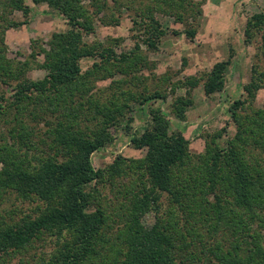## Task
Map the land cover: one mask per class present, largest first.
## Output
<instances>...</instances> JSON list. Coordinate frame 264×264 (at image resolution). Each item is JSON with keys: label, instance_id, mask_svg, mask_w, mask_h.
<instances>
[{"label": "trees", "instance_id": "obj_1", "mask_svg": "<svg viewBox=\"0 0 264 264\" xmlns=\"http://www.w3.org/2000/svg\"><path fill=\"white\" fill-rule=\"evenodd\" d=\"M33 2L48 3L70 28L54 32L49 48H40L44 61L36 65L46 74L31 79L39 53L16 61L6 44L7 31L27 22L14 13L28 17L31 9L26 0H0V86L13 91H0V199L15 193L42 203L38 214L0 225V264L45 235L57 237L58 248L34 264H264V106H255L264 66L253 68L243 97L230 106L236 133L226 145L218 142L220 133L206 140L203 153H192L183 131L172 130L169 116L149 106L148 126L131 139L145 156L118 155L96 169L92 154L115 140L110 129L126 123L131 133L134 103L168 99L153 72V90L141 73L155 67L141 45L157 50L169 34L158 15L174 17L184 29L173 33L193 40L203 9L194 0ZM126 12L134 49L118 55L86 40L96 20L119 25ZM244 34L246 42L260 39L264 60V12L248 19ZM85 57L97 58L87 70ZM232 59L231 52L209 72L172 84L173 91L187 88L186 96L174 97L177 118L186 119L199 85L208 96L224 89ZM108 78L114 79L105 99L107 89L99 92L96 83ZM106 186L110 197L102 192ZM150 212L152 225L145 221Z\"/></svg>", "mask_w": 264, "mask_h": 264}, {"label": "rangeland", "instance_id": "obj_2", "mask_svg": "<svg viewBox=\"0 0 264 264\" xmlns=\"http://www.w3.org/2000/svg\"><path fill=\"white\" fill-rule=\"evenodd\" d=\"M201 4L203 14L199 16V31L195 39L191 40L184 33L175 34L172 30L183 31V24L176 22L174 17L158 15L164 27L169 30L158 45V49L151 51L142 44L145 55H148L151 64L155 67L152 71L144 69L142 76L149 87L155 89V80L152 72L158 77L168 94V99H153L145 105L135 104L134 122L131 124V133L125 129L126 123L110 129L115 140L92 154V163L96 169L104 168L113 163L118 155L127 158L144 157L146 149H136L132 142V134L142 132L150 119L148 107H160L171 119L172 130L180 129L190 141L192 153L200 154L205 151L206 140L220 133L218 142L226 145L227 141L236 133V125L233 123L230 106L235 100L243 97L244 85L252 77L253 68L264 66V60L260 52V39L254 42L245 41V27L248 19L255 13L264 12V0H194ZM88 2V1H86ZM31 9L28 17L22 12L14 13L13 19L26 23L19 27L11 28L6 34L7 54L10 59L25 61L31 59L34 49L39 53L40 48H49L48 42L56 31H65L70 28L67 18L59 11L51 8L48 3H35L26 0ZM132 17L126 12L119 25H104L100 20L95 21V31L86 36L90 43L98 41L106 46L113 47L116 54H122L135 48V40L132 36ZM233 53L232 64L226 76V85L223 90L208 96L203 84L196 87L192 94L194 105L187 111V117L181 120L172 112V103L175 96H186L187 88L177 87L172 90V84L184 80L191 75L201 76L209 72L220 61L229 58ZM95 57H85L81 60L83 70L92 67ZM44 61V54L39 53L32 68L28 72L31 79L38 80L45 76L46 72L38 64ZM167 82H163L166 80ZM121 78L120 75L115 76ZM163 78V80H162ZM114 78L100 80L96 83L99 92L107 89ZM168 82H170L168 84ZM0 91L7 96L12 94L8 86H0ZM106 91V92H105ZM103 92L106 99L112 90ZM256 107L264 106V88L258 92ZM111 188H102L103 194L111 196ZM42 203L37 199H22L15 193H8L0 199V225L12 224L24 215L38 214V208ZM148 225L155 222L154 212L146 215ZM5 225V224H4ZM58 248L57 237L45 235L35 241L26 249L6 258L7 264H34L49 258ZM1 259V258H0Z\"/></svg>", "mask_w": 264, "mask_h": 264}]
</instances>
